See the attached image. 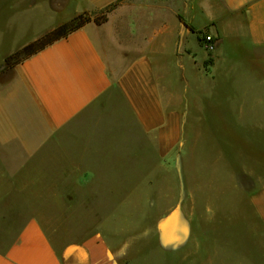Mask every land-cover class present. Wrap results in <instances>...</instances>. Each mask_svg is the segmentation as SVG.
Returning a JSON list of instances; mask_svg holds the SVG:
<instances>
[{"label": "crops", "instance_id": "obj_1", "mask_svg": "<svg viewBox=\"0 0 264 264\" xmlns=\"http://www.w3.org/2000/svg\"><path fill=\"white\" fill-rule=\"evenodd\" d=\"M113 5L105 23L91 22L9 64L58 27ZM187 12L192 17L206 13L205 20L195 26L185 18ZM207 30L217 39L209 66H205L209 52L199 42V32ZM244 63L261 68L247 77L254 90L250 98L254 106L249 110L260 113L264 111V0H0V146L16 145L25 155L35 156L53 145L72 153L73 142L83 153V163L72 174L85 179L88 201L112 205L102 193L115 190L114 183L95 177L136 174L130 171V159L138 161L137 170L146 160L171 159L185 127L186 90L196 87L203 107L210 71L232 74L233 65ZM114 90L133 118L138 136L130 135L126 118L121 135L107 130L113 127L107 117L92 120L94 110L114 100ZM254 124L264 128L261 120ZM114 159L121 162L110 166L103 162ZM85 161H90L89 166ZM254 205L257 222L264 224V201L257 197ZM111 223L113 217L106 218L97 232L63 258L40 221L32 219L0 251V264H128L121 245L117 243L116 250L111 242ZM202 252L208 255V264H214L210 258L214 253L218 260L223 254L218 246L212 254L209 249Z\"/></svg>", "mask_w": 264, "mask_h": 264}, {"label": "rangeland", "instance_id": "obj_2", "mask_svg": "<svg viewBox=\"0 0 264 264\" xmlns=\"http://www.w3.org/2000/svg\"><path fill=\"white\" fill-rule=\"evenodd\" d=\"M115 6L87 15L103 24ZM184 16L196 26L206 13ZM231 68L232 74L210 71L203 107L197 88L186 90L185 127L171 159L146 160L139 170L138 161L130 159V171L136 174L95 177L114 183L115 190L102 193L112 205L88 201L85 179L72 174L83 163L73 142L72 153L53 145L35 156L16 145L0 146V251L37 219L64 258L113 217L108 225L111 242L116 250L121 245L128 264H208L202 250L212 254L217 246L223 254L219 260L215 253L210 257L214 264H264V224L257 222L254 205L257 197L264 201V128L254 124H264V111L249 110L254 90L247 78L261 68L250 63ZM113 99L94 110L92 120L107 117L113 124L107 130L121 135L126 118L130 135L138 136L117 90ZM103 162L110 166L121 161Z\"/></svg>", "mask_w": 264, "mask_h": 264}, {"label": "trees", "instance_id": "obj_3", "mask_svg": "<svg viewBox=\"0 0 264 264\" xmlns=\"http://www.w3.org/2000/svg\"><path fill=\"white\" fill-rule=\"evenodd\" d=\"M112 8L108 10L107 13H110ZM181 21L190 28L191 31L196 32L195 29L187 24V22L183 19L180 18ZM107 21V17L104 19V23ZM95 22L98 25H101L98 19L92 18L90 16L86 15H81L76 17L72 22L68 24H64L54 31L50 32L49 34L45 35L43 38L40 40L36 41L32 45L26 47L23 49L21 52H19L15 57L11 58L9 60V64H13L14 61H21L25 58H28L41 50L45 49L47 46L53 44L54 42L67 38L69 35H71L73 32L80 30L83 28L85 25ZM205 32L200 31L199 32V42L202 44L203 39L201 38V35L204 34ZM215 43L217 44V39H215ZM213 63L212 59H209L206 63L205 66H209ZM20 232V231H19Z\"/></svg>", "mask_w": 264, "mask_h": 264}, {"label": "built area", "instance_id": "obj_4", "mask_svg": "<svg viewBox=\"0 0 264 264\" xmlns=\"http://www.w3.org/2000/svg\"><path fill=\"white\" fill-rule=\"evenodd\" d=\"M201 38L203 39L202 45L208 52H214L216 43H215V37L212 35H209L207 33H204L201 35Z\"/></svg>", "mask_w": 264, "mask_h": 264}]
</instances>
